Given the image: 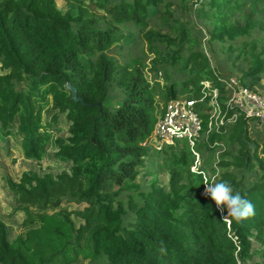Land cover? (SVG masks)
<instances>
[{
    "label": "trees",
    "instance_id": "16d2710c",
    "mask_svg": "<svg viewBox=\"0 0 264 264\" xmlns=\"http://www.w3.org/2000/svg\"><path fill=\"white\" fill-rule=\"evenodd\" d=\"M56 1L0 0V138L34 160L53 147L66 164L8 179L25 217L13 237L0 221V264H264V134L252 119L198 141L196 171L185 141L150 142L170 99L198 97L204 81L224 92L228 61L244 60L240 83L264 94V0ZM206 50L224 51L217 73ZM59 114L66 137L51 130ZM217 136L212 183L251 201L241 222L204 194Z\"/></svg>",
    "mask_w": 264,
    "mask_h": 264
},
{
    "label": "built area",
    "instance_id": "2783aa9c",
    "mask_svg": "<svg viewBox=\"0 0 264 264\" xmlns=\"http://www.w3.org/2000/svg\"><path fill=\"white\" fill-rule=\"evenodd\" d=\"M224 92L212 87L209 81H204L198 97H176L170 99L163 107L161 115L152 130L151 139H158L155 146L173 144L183 140L194 155L190 169L196 171L202 159L196 144L200 140H206L208 135L215 132V136L226 131L231 122L239 115L255 120L256 126L264 130V94L243 86L239 78L236 80L224 79ZM198 108H206V129H202V120ZM212 144L217 146L214 153L212 166L215 173H204L205 183H212L218 174L219 153L224 150L223 142L216 137ZM205 191V188H204Z\"/></svg>",
    "mask_w": 264,
    "mask_h": 264
},
{
    "label": "rangeland",
    "instance_id": "374dc122",
    "mask_svg": "<svg viewBox=\"0 0 264 264\" xmlns=\"http://www.w3.org/2000/svg\"><path fill=\"white\" fill-rule=\"evenodd\" d=\"M56 5L60 8L64 7V3L61 0L56 1ZM203 45V44H202ZM206 48V45H205ZM203 51H205L202 46ZM216 50V49H215ZM214 50V51H215ZM218 51V50H217ZM217 53V52H216ZM207 57L209 59L210 69L217 73V62H221V56L224 54H212L206 50ZM242 62V63H241ZM237 61L232 63L228 61L226 64L225 78L228 80H236L240 77L239 70L237 69L238 64L245 66V61ZM222 63V62H221ZM162 80V78H161ZM261 90H264V81L261 82ZM43 119L49 120V115L46 112L43 113ZM249 129H257L261 134H264V130L261 128H256L255 120H250L248 122ZM68 123L63 115H58L56 124L51 128L52 133L58 136H67ZM218 136L216 137L217 140ZM151 144L158 143V139L155 138L154 141L150 140ZM178 142H183V140H178ZM53 147L47 150L46 155L40 160H34L26 158L19 145V139L16 136L8 135L4 139L0 138V221H2L10 232V236L13 237L17 233L22 231L21 223L25 217V211L23 210L24 205L21 204L14 193L8 187V179L18 182L22 173L27 171H33L37 174H43L50 172L52 174H57L66 168V164L55 160L52 157ZM155 162V157L152 159ZM155 170V169H154ZM155 178L160 184L167 185L168 174L166 171L157 169L155 173ZM153 177V176H152ZM150 177L140 176L139 182L145 183ZM67 204L68 208L74 210L77 208L75 203H63ZM79 220L75 218V224H78Z\"/></svg>",
    "mask_w": 264,
    "mask_h": 264
},
{
    "label": "clouds",
    "instance_id": "9594fccd",
    "mask_svg": "<svg viewBox=\"0 0 264 264\" xmlns=\"http://www.w3.org/2000/svg\"><path fill=\"white\" fill-rule=\"evenodd\" d=\"M205 195L210 196L216 207L231 217L236 222L250 217L254 213V207L250 200L244 198L238 191L224 181L205 183Z\"/></svg>",
    "mask_w": 264,
    "mask_h": 264
},
{
    "label": "water",
    "instance_id": "95a60500",
    "mask_svg": "<svg viewBox=\"0 0 264 264\" xmlns=\"http://www.w3.org/2000/svg\"><path fill=\"white\" fill-rule=\"evenodd\" d=\"M67 89L70 91V97L73 99V100H78L77 96H76V92H75V89L73 87H71L70 85H66Z\"/></svg>",
    "mask_w": 264,
    "mask_h": 264
}]
</instances>
